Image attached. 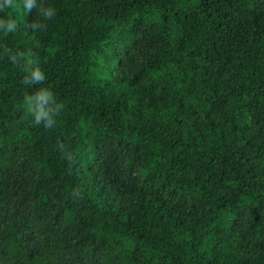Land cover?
I'll list each match as a JSON object with an SVG mask.
<instances>
[{"label":"trees","instance_id":"1","mask_svg":"<svg viewBox=\"0 0 264 264\" xmlns=\"http://www.w3.org/2000/svg\"><path fill=\"white\" fill-rule=\"evenodd\" d=\"M43 3L0 34V264H264V0ZM4 46L39 55L54 129Z\"/></svg>","mask_w":264,"mask_h":264},{"label":"clouds","instance_id":"2","mask_svg":"<svg viewBox=\"0 0 264 264\" xmlns=\"http://www.w3.org/2000/svg\"><path fill=\"white\" fill-rule=\"evenodd\" d=\"M15 10L16 13L23 12L30 14L33 9L37 10V18L29 27L32 29L33 38L36 32L46 31L48 22L56 16V9L50 5H45L43 0H0V34L4 36L16 34L19 23L17 19L9 14L8 10ZM3 52L9 57L12 64L20 67L24 73L22 83L35 90L25 93L21 103L22 109L32 118L36 126H43L47 129H54L58 125V117L65 108L63 101L58 99L55 92L45 85L47 79L42 62L32 47L16 50L4 46ZM57 150L62 153L67 161L69 171L77 163L76 154L70 151L63 143L58 142ZM78 189L73 190V195H77Z\"/></svg>","mask_w":264,"mask_h":264}]
</instances>
